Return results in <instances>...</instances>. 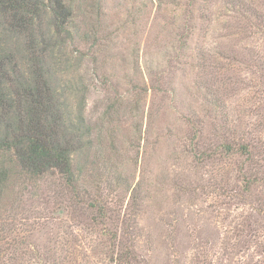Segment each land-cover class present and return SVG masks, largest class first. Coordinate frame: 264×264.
<instances>
[{
  "label": "rangeland",
  "instance_id": "obj_1",
  "mask_svg": "<svg viewBox=\"0 0 264 264\" xmlns=\"http://www.w3.org/2000/svg\"><path fill=\"white\" fill-rule=\"evenodd\" d=\"M44 1L0 75L43 73L72 183L0 149V264H264V0Z\"/></svg>",
  "mask_w": 264,
  "mask_h": 264
},
{
  "label": "trees",
  "instance_id": "obj_2",
  "mask_svg": "<svg viewBox=\"0 0 264 264\" xmlns=\"http://www.w3.org/2000/svg\"><path fill=\"white\" fill-rule=\"evenodd\" d=\"M44 4V0H0V13L8 19L14 31L25 33L29 37L31 30L37 27L36 23L41 19ZM46 7L47 5L44 6ZM55 7L59 17L55 13ZM50 8L53 22L59 23L61 18V23L67 19L69 9L61 0L51 2ZM39 59L40 57L35 56L34 63L38 64ZM5 60L6 58L0 55V70ZM37 73L28 77L24 83L17 82L15 98L8 94V88H5L3 81L4 75H0V135H5L4 139L0 140V149L11 150L27 173L36 175L55 169L64 175L66 184L70 185L73 177L70 169V146L60 138L59 129L62 123L59 115L55 114L56 107L54 108V101L52 102L49 94L51 89L46 82L44 83L42 72L37 82ZM37 85H42L44 88L39 89ZM45 87L49 90L46 91ZM14 107L17 109L20 107L23 112H15ZM6 112L8 115L10 112L13 115L15 120L13 128H9L4 122ZM6 174V169H0V180L4 179ZM3 250H0V255Z\"/></svg>",
  "mask_w": 264,
  "mask_h": 264
}]
</instances>
